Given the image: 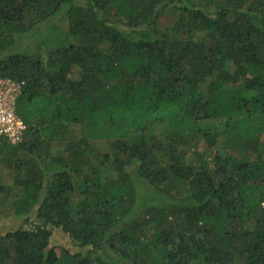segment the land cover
<instances>
[{
  "label": "trees",
  "instance_id": "16d2710c",
  "mask_svg": "<svg viewBox=\"0 0 264 264\" xmlns=\"http://www.w3.org/2000/svg\"><path fill=\"white\" fill-rule=\"evenodd\" d=\"M0 57V264H264V0H0Z\"/></svg>",
  "mask_w": 264,
  "mask_h": 264
},
{
  "label": "built area",
  "instance_id": "2783aa9c",
  "mask_svg": "<svg viewBox=\"0 0 264 264\" xmlns=\"http://www.w3.org/2000/svg\"><path fill=\"white\" fill-rule=\"evenodd\" d=\"M21 91L20 83L8 78L0 79V135L6 136L12 143H17L26 129L15 106Z\"/></svg>",
  "mask_w": 264,
  "mask_h": 264
},
{
  "label": "rangeland",
  "instance_id": "374dc122",
  "mask_svg": "<svg viewBox=\"0 0 264 264\" xmlns=\"http://www.w3.org/2000/svg\"><path fill=\"white\" fill-rule=\"evenodd\" d=\"M13 51H14V49H13ZM200 148L202 149L203 147L201 146ZM23 224H25V218L24 217H22V218L16 217L15 218L14 216H12V217L3 219L0 222V233L16 230L17 228H19ZM52 243L58 244V245L66 247V248H70V249L74 250V247L72 246L71 242L68 240V238L64 234V232L60 229H56L54 231Z\"/></svg>",
  "mask_w": 264,
  "mask_h": 264
}]
</instances>
